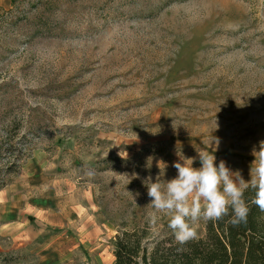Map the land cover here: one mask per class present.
Listing matches in <instances>:
<instances>
[{"label": "rangeland", "instance_id": "obj_1", "mask_svg": "<svg viewBox=\"0 0 264 264\" xmlns=\"http://www.w3.org/2000/svg\"><path fill=\"white\" fill-rule=\"evenodd\" d=\"M261 140L264 0H1L0 264H114L168 227L147 177L215 149L248 182Z\"/></svg>", "mask_w": 264, "mask_h": 264}, {"label": "clouds", "instance_id": "obj_2", "mask_svg": "<svg viewBox=\"0 0 264 264\" xmlns=\"http://www.w3.org/2000/svg\"><path fill=\"white\" fill-rule=\"evenodd\" d=\"M215 143L218 146L219 140L216 139ZM214 151H197L201 165L199 168L193 167L196 157H181L177 153L179 160L171 165L177 170L174 178L165 180L160 174L155 182L151 176L143 181L151 200L146 207L150 206L154 210L150 223H158L160 217L157 213L166 215L167 226L181 246L197 238L198 232L194 225L201 220L220 221L231 213L230 223L239 226L247 223L249 203L264 212V140L251 150L254 160L250 164L248 182L239 170L233 172L227 167L225 161L221 160L217 165ZM161 163L165 169L167 165ZM249 188L254 193L250 202L244 198Z\"/></svg>", "mask_w": 264, "mask_h": 264}, {"label": "trees", "instance_id": "obj_3", "mask_svg": "<svg viewBox=\"0 0 264 264\" xmlns=\"http://www.w3.org/2000/svg\"><path fill=\"white\" fill-rule=\"evenodd\" d=\"M253 195L249 188L244 198L250 202ZM249 208L247 223L233 226L231 213L207 221L204 235L182 246L168 227L153 232L149 225L123 223L113 241L114 264H264V212Z\"/></svg>", "mask_w": 264, "mask_h": 264}]
</instances>
